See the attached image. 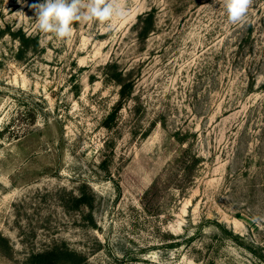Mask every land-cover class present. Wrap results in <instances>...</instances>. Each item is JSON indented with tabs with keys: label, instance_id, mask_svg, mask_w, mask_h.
Wrapping results in <instances>:
<instances>
[{
	"label": "rangeland",
	"instance_id": "rangeland-1",
	"mask_svg": "<svg viewBox=\"0 0 264 264\" xmlns=\"http://www.w3.org/2000/svg\"><path fill=\"white\" fill-rule=\"evenodd\" d=\"M37 2L0 0V264H264V0H117L69 39Z\"/></svg>",
	"mask_w": 264,
	"mask_h": 264
},
{
	"label": "clouds",
	"instance_id": "clouds-1",
	"mask_svg": "<svg viewBox=\"0 0 264 264\" xmlns=\"http://www.w3.org/2000/svg\"><path fill=\"white\" fill-rule=\"evenodd\" d=\"M216 3V0H214ZM253 0H223L227 18L232 24L249 23L248 11ZM38 30L58 39H69L76 22H109L124 19L126 12L117 0H42L31 5Z\"/></svg>",
	"mask_w": 264,
	"mask_h": 264
},
{
	"label": "trees",
	"instance_id": "trees-1",
	"mask_svg": "<svg viewBox=\"0 0 264 264\" xmlns=\"http://www.w3.org/2000/svg\"><path fill=\"white\" fill-rule=\"evenodd\" d=\"M146 15H149V16H150L151 14H146ZM140 18H142V16H140ZM116 111H117V110L113 111V112L109 115L108 122H109V120L112 121V119L115 118ZM106 126H109V124L106 123Z\"/></svg>",
	"mask_w": 264,
	"mask_h": 264
}]
</instances>
